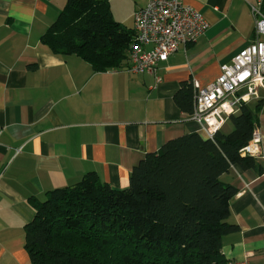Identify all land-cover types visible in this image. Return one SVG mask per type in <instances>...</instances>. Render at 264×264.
<instances>
[{
	"label": "crops",
	"instance_id": "0c3cea01",
	"mask_svg": "<svg viewBox=\"0 0 264 264\" xmlns=\"http://www.w3.org/2000/svg\"><path fill=\"white\" fill-rule=\"evenodd\" d=\"M148 1L107 0L113 18L130 29L134 12ZM181 1L208 25L158 63L157 81L130 72L128 58L118 68L95 70L77 54L52 52L41 36L65 0H0V264H33L24 226L34 214L33 202L48 190L75 184L87 172L126 187L146 152L185 133L203 136L174 94L183 82L207 86L222 64L255 40L251 6L258 0ZM261 135L256 167L235 166L221 175L238 188L227 218L237 229L221 239L225 260L264 264Z\"/></svg>",
	"mask_w": 264,
	"mask_h": 264
},
{
	"label": "trees",
	"instance_id": "16d2710c",
	"mask_svg": "<svg viewBox=\"0 0 264 264\" xmlns=\"http://www.w3.org/2000/svg\"><path fill=\"white\" fill-rule=\"evenodd\" d=\"M264 11V0L262 1ZM107 0H65L41 36L54 53L77 54L95 70L118 68L134 42ZM195 91L174 94L191 115ZM264 101L243 104L212 138L198 132L166 140L133 165L126 187L87 172L75 184L52 188L33 202L25 247L33 264H222L230 202L238 188L222 181L232 167H256L240 149L251 139ZM253 104V105H252Z\"/></svg>",
	"mask_w": 264,
	"mask_h": 264
},
{
	"label": "built area",
	"instance_id": "2783aa9c",
	"mask_svg": "<svg viewBox=\"0 0 264 264\" xmlns=\"http://www.w3.org/2000/svg\"><path fill=\"white\" fill-rule=\"evenodd\" d=\"M262 0L251 6L255 15L254 41L220 67L218 77L203 88L195 83L191 119L209 138L230 114L243 104L264 99V13ZM208 23L203 14L181 0H149L133 14L134 43L129 50L127 69L133 73L156 75L159 62L166 60L178 46L196 40ZM149 45L151 48L146 49ZM262 135L257 124L251 139L240 149L242 156L262 155ZM222 264H250L246 260H226Z\"/></svg>",
	"mask_w": 264,
	"mask_h": 264
},
{
	"label": "rangeland",
	"instance_id": "374dc122",
	"mask_svg": "<svg viewBox=\"0 0 264 264\" xmlns=\"http://www.w3.org/2000/svg\"><path fill=\"white\" fill-rule=\"evenodd\" d=\"M258 121H259L258 127H259L260 131L263 132L264 131V106H263L262 110L260 112H258Z\"/></svg>",
	"mask_w": 264,
	"mask_h": 264
},
{
	"label": "bare ground",
	"instance_id": "6f19581e",
	"mask_svg": "<svg viewBox=\"0 0 264 264\" xmlns=\"http://www.w3.org/2000/svg\"><path fill=\"white\" fill-rule=\"evenodd\" d=\"M133 30H134V29H133ZM133 43H134V42H133ZM133 43H132V45H133ZM132 45H131V46H132ZM130 48H131V47H130ZM129 50H130V49H129ZM166 60H167V59H166ZM164 61H165V60H164ZM128 64H129V52H128ZM194 88H195V87H194ZM195 92H196V91H195ZM262 94L264 95V91L262 92ZM194 99H195V96H194ZM261 100L264 101V99H260V100H253V101H251V102H249V103L257 102V101H261ZM249 103H248V104H249ZM263 106H264V103H263L262 107H263ZM193 109H194V107H193ZM230 115H231V114H230ZM190 116H191V115H189V117H190ZM226 119H227V118H226ZM225 121H226V120H225ZM224 124H225V122L223 123V125H224ZM223 125H222V126H223ZM222 126H221V127H222ZM221 127H220V128H221ZM220 128H219V129H220ZM219 129H218V130H219ZM201 132H202V131H201ZM202 134H203L204 137H207L203 132H202ZM207 138H209V137H207ZM253 158H257V157H253Z\"/></svg>",
	"mask_w": 264,
	"mask_h": 264
}]
</instances>
